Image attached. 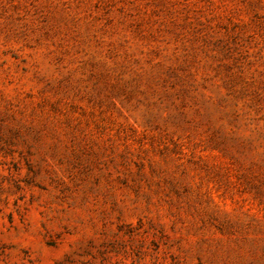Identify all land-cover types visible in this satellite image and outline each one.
<instances>
[{"label": "rangeland", "instance_id": "1", "mask_svg": "<svg viewBox=\"0 0 264 264\" xmlns=\"http://www.w3.org/2000/svg\"><path fill=\"white\" fill-rule=\"evenodd\" d=\"M0 264H264V0H0Z\"/></svg>", "mask_w": 264, "mask_h": 264}]
</instances>
